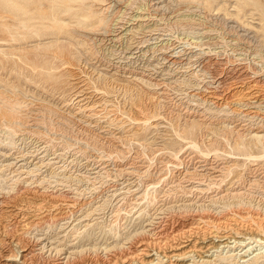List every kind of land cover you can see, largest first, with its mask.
I'll list each match as a JSON object with an SVG mask.
<instances>
[{
    "label": "rangeland",
    "instance_id": "rangeland-1",
    "mask_svg": "<svg viewBox=\"0 0 264 264\" xmlns=\"http://www.w3.org/2000/svg\"><path fill=\"white\" fill-rule=\"evenodd\" d=\"M0 97V264L16 236L25 264L261 236L264 0H0Z\"/></svg>",
    "mask_w": 264,
    "mask_h": 264
},
{
    "label": "bare ground",
    "instance_id": "bare-ground-1",
    "mask_svg": "<svg viewBox=\"0 0 264 264\" xmlns=\"http://www.w3.org/2000/svg\"><path fill=\"white\" fill-rule=\"evenodd\" d=\"M9 1V0H8ZM164 2V1H163ZM166 5H168V4H166ZM110 6V5H109ZM104 7V6H103ZM163 7V6H162ZM114 8V7H113ZM161 8V7H160ZM111 9V8H110ZM122 9V8H121ZM112 10V9H111ZM121 12V11H120ZM119 15V14H118ZM121 15V14H120ZM50 16L51 15H46L45 17L46 18H50ZM140 17V16H139ZM110 18V17H109ZM118 18V17H117ZM120 18V17H119ZM51 19H53V18H51ZM234 19V18H233ZM108 20V19H107ZM104 21H105V19H104ZM103 21V22H104ZM147 21V20H146ZM236 21V20H235ZM114 22V21H113ZM106 23V22H105ZM115 23H116V21H115ZM147 25V24H146ZM23 26V25H22ZM93 27V26H92ZM103 27H105L104 25H103ZM109 27V29L111 28L110 26H108ZM134 27V26H133ZM140 27V26H139ZM245 27V26H244ZM97 30V29H96ZM103 30H104V28H103ZM102 30V31H103ZM150 30V29H149ZM153 30V29H152ZM88 30H86V32H87ZM101 31V32H102ZM105 31V30H104ZM103 31V32H104ZM85 32V33H86ZM100 32V31H99ZM136 32V31H135ZM77 33V32H76ZM98 33V32H97ZM81 34H82V32H81ZM91 34V33H90ZM86 37V36H85ZM94 37V36H93ZM120 37V36H119ZM58 38V37H57ZM92 40V39H91ZM96 40V39H95ZM120 40V39H119ZM94 41V40H93ZM93 43H95V42H93ZM174 47V46H173ZM23 61V60H22ZM27 63V62H26ZM105 63V62H104ZM28 64H29V62H28ZM31 64H32V62H31ZM30 64V65H31ZM33 64H35L34 62H33ZM32 67V69H33V66H31ZM38 68V67H37ZM106 69V68H105ZM34 70V69H33ZM96 71V70H95ZM100 72V71H99ZM195 72V71H194ZM101 73V72H100ZM197 73H199V72H197ZM77 74V73H76ZM87 74V73H86ZM105 74V73H104ZM195 74V73H194ZM197 75V74H196ZM86 76V75H85ZM97 76V75H96ZM137 76V75H136ZM142 76V75H141ZM95 77V76H94ZM103 77H104V75H103ZM108 77V76H107ZM135 77V76H134ZM152 77V76H151ZM77 78V77H76ZM91 78V77H90ZM83 79V78H82ZM86 79V78H85ZM92 79H93V77H92ZM107 79V78H106ZM112 79V78H111ZM133 79H135V80H138V79H140L139 77H135V78H133ZM142 79V78H141ZM132 80V79H131ZM143 80V79H142ZM79 81V80H78ZM84 81V80H83ZM140 81V80H139ZM138 81V82H139ZM88 82V81H87ZM91 82V81H90ZM89 82V83H90ZM102 82V81H101ZM113 82V81H112ZM126 83V82H125ZM129 83V82H128ZM131 83V82H130ZM83 84V83H82ZM86 84V83H85ZM110 84V83H109ZM127 84V83H126ZM134 84V83H133ZM142 84V83H141ZM156 84V83H155ZM247 84V83H246ZM100 85V84H99ZM108 85V84H107ZM111 85V84H110ZM125 85V84H124ZM140 85V84H139ZM144 84H142V86H143ZM84 86V85H83ZM103 87V86H102ZM126 87V86H125ZM129 87V86H128ZM86 88H88V87H86ZM100 88V87H99ZM136 88V87H135ZM96 89V88H95ZM102 89V88H101ZM100 89V90H101ZM107 89V88H106ZM108 90V89H107ZM129 90H130V87H129ZM133 90V89H132ZM85 91H87V90H85ZM94 91V90H93ZM99 91V90H98ZM116 91V90H115ZM209 91H211L210 89H209ZM241 92V91H240ZM92 93V92H91ZM94 93V92H93ZM235 93H236V91H235ZM239 93V92H238ZM233 94V93H232ZM78 95V94H77ZM237 95V94H236ZM243 95V94H242ZM246 95V94H245ZM86 96V95H85ZM90 96V95H89ZM1 98V97H0ZM10 98V97H9ZM18 99V98H17ZM79 99V98H78ZM249 99V98H248ZM2 100V99H1ZM104 100V99H103ZM68 101V100H67ZM111 101V100H110ZM254 101V100H253ZM16 102V101H15ZM18 102H20V100L18 101ZM109 102V101H108ZM43 103V102H42ZM70 103V102H69ZM95 103V102H94ZM18 104H21V103H18ZM26 104V103H25ZM98 104V103H97ZM22 105V104H21ZM20 105V106H21ZM33 105V104H32ZM14 106V105H13ZM35 106V105H34ZM45 106V105H44ZM49 106V105H48ZM94 106V105H93ZM103 106V105H102ZM41 107V106H40ZM106 107V106H105ZM3 108V107H2ZM45 108V107H44ZM85 108V107H84ZM34 108H32V110H33ZM39 109V108H38ZM50 109H51V107H50ZM78 109V108H77ZM6 110V109H5ZM43 110V109H42ZM46 110V109H45ZM47 110H48V108H47ZM242 110V109H241ZM254 110V109H253ZM79 111V110H78ZM92 111V110H91ZM97 111V110H96ZM55 112V111H54ZM3 113V112H2ZM57 113V112H56ZM85 113V112H84ZM4 114H8V113H3L2 114V116L4 115ZM12 114V113H11ZM87 114V113H86ZM259 114V113H258ZM68 115V114H67ZM8 116V115H7ZM11 116V115H10ZM27 116V115H26ZM194 116V115H193ZM70 117V116H69ZM61 119V118H60ZM19 120V119H18ZM34 120H35V118H34ZM20 121V120H19ZM119 121V120H118ZM4 122V121H3ZM2 122V123H3ZM11 122V121H10ZM36 122V121H35ZM16 125H18V124H16ZM249 131V130H248ZM255 134V133H254ZM261 137H262V135H259V134H255V135H253V139L251 140V141H254L253 143H256L257 141L259 142V141H261L260 139H261ZM263 138V137H262ZM192 142V144L193 145H196V141L194 142V141H191ZM190 142V143H191ZM186 144V143H185ZM183 148V147H182ZM174 152V151H173ZM249 155V157H255L256 155L255 154H253V153H248ZM260 155V154H259ZM178 157V156H177ZM259 157V156H258ZM224 167V166H223ZM212 169H214L213 167H212ZM220 171V170H219ZM217 175V174H216ZM242 192V191H241ZM235 193V192H234ZM35 198V197H34ZM35 200V199H34ZM186 200V199H185ZM35 202V201H34ZM193 202V201H192ZM33 203V202H32ZM36 204V203H35ZM35 206V205H34ZM181 206V205H180ZM24 207V206H23ZM2 208V207H1ZM26 208V207H25ZM29 208V207H28ZM39 208V207H38ZM13 209V208H12ZM16 209V208H15ZM41 209V208H40ZM6 210V209H5ZM16 211V210H15ZM22 211V210H21ZM37 211V210H36ZM6 212V211H5ZM49 212V211H48ZM51 212V211H50ZM4 213V212H3ZM18 213V212H17ZM35 213H37V212H35ZM240 213V212H239ZM11 214V213H10ZM19 214V213H18ZM8 215V214H7ZM16 216V215H15ZM22 217H23V215H21ZM13 217H14V215H13ZM43 217V216H42ZM51 217V216H50ZM49 217V218H50ZM38 218V217H37ZM47 218V217H46ZM26 219H27V217H26ZM25 218H24V220H26ZM29 220H31V218L29 219ZM56 220V219H55ZM214 221V220H213ZM264 221V220H263ZM4 222V221H3ZM8 222V221H7ZM33 223L34 222V220H31V221H29V222H27V224H29V223ZM38 222V221H37ZM10 223V222H9ZM14 224V223H13ZM17 224V223H16ZM35 224V223H34ZM38 224V223H37ZM36 224V225H37ZM10 225V224H9ZM25 225H26V223H25ZM30 225V224H29ZM86 225V224H85ZM5 226V225H4ZM215 227H216V225H214ZM263 226V225H262ZM257 227V226H256ZM256 227H254V228H256ZM258 227H260L259 225H258ZM5 228V227H4ZM20 228H22V227H20ZM24 228V227H23ZM28 228V227H27ZM206 229V228H205ZM227 229V228H226ZM259 229V228H258ZM25 230V229H24ZM238 230V229H237ZM260 231H261V236L260 237H258V235L259 234H256V235H251V236H248V237H245V238H243V239H238V240H236V239H234V241H236V243L233 245H231L230 246V244L228 245V246H230V248L228 249V250H225L226 251V254H223L224 256H222V255H218L219 257H224V258H227L228 260H229V258H230V263L229 264H246V262H248L250 259H252V258H255V257H257V255H258V257H259V254L260 253H263L262 252V248L264 247V244H262V243H264V227H262V228H260L259 229ZM213 231V230H212ZM255 231H256V229H255ZM255 231H254V233H255ZM260 231H258V232H260ZM141 232V231H140ZM139 232V233H140ZM229 232V231H228ZM236 233H238V231H236ZM256 233H257V231H256ZM8 234V233H7ZM28 234V233H27ZM251 234H253V233H251ZM26 235V234H25ZM183 235V234H182ZM228 235V234H227ZM28 237V236H27ZM232 237V236H231ZM24 238V237H23ZM23 238L21 237V236H19V237H17L16 236V240H17V243H13V244H17V246L19 245V247L21 248V255H19L20 256V258L19 257H17L18 256V253H15L13 250H11V253H9L8 255H7V257H6V260H5V262L7 261L8 263H10V264H25L26 263V254L27 253H24V252H26V251H28V248H26V244L23 242ZM40 238V237H39ZM247 239H250V240H248L247 241ZM1 240H3L2 238L0 239V241ZM40 240V239H39ZM13 241V240H12ZM30 241V240H29ZM38 241V240H37ZM187 241V240H186ZM254 241H261V243L259 244L260 246H259V248L258 249H252V246L250 245L251 243H253ZM15 242V241H14ZM178 242V241H177ZM3 243V242H2ZM224 243H225V241H224ZM223 243V244H224ZM238 243V244H237ZM182 243H178L177 245H174L173 246V248L171 249V250H169V251H164V255L163 256H167L168 257V260H170L169 261V263L168 264H185V263H182L181 261H182V259H184L185 257H186V255H187V253L188 252H190L189 250L188 251H186V248H185V246L186 245H181ZM210 244V243H209ZM189 245V244H188ZM211 245V244H210ZM220 245H222V244H214V245H212V247H217V248H219V247H221ZM225 245H227V244H225ZM171 246V245H170ZM196 246H197V244H196V241L195 242H193L192 243V245H191V247H193V248H196ZM227 246V247H228ZM232 246L234 247V246H236V247H234V248H232ZM210 247V246H209ZM226 247V246H225ZM51 248H53V247H51ZM147 248H148V246H147ZM216 248V249H217ZM59 249V248H58ZM143 251L145 250V248H141ZM189 249H191V248H189ZM220 249V248H219ZM225 249H227V248H225ZM16 250V249H15ZM18 250V249H17ZM34 250V249H33ZM57 250V249H56ZM61 250H62V248H61ZM82 251H83V249H81ZM255 250H258L257 252H255ZM0 251H2V250H0ZM58 251V250H57ZM224 251V250H223ZM224 251V252H225ZM73 251H70V253H72ZM142 251H140L139 253H141ZM144 252H148V251H144ZM79 253H80V250H79ZM143 253V252H142ZM5 254V253H4ZM144 254V256L145 255H147V254H145V253H143ZM1 255H2V253H1ZM0 255V256H1ZM150 255V254H149ZM161 255V254H160ZM262 255V254H261ZM263 255H264V253H263ZM5 256H6V254H5ZM68 256V255H67ZM70 256V255H69ZM143 256V257H144ZM217 256V255H216ZM3 257V256H2ZM202 257V256H201ZM17 258H19V259H17ZM129 258V257H128ZM127 258V259H128ZM172 258H174V261L172 262ZM142 259H144V258H142ZM155 259L156 258H151V259H144L143 261H141V264H162V262H157V261H155ZM203 258H201V260H202ZM234 259V260H233ZM21 260V261H20ZM67 260V259H66ZM158 260H160V259H158ZM166 260V259H165ZM197 260V259H196ZM18 261H20L19 263H18ZM125 261V260H124ZM203 262H204V264H219V263H216L215 261L213 262L212 261V259H203L202 260ZM251 261V260H250ZM0 262H2V261H0ZM192 263V262H191ZM199 263H201V261L199 262ZM249 263V262H248ZM201 264H203V263H201Z\"/></svg>",
    "mask_w": 264,
    "mask_h": 264
}]
</instances>
